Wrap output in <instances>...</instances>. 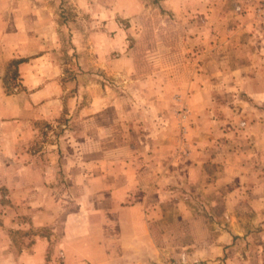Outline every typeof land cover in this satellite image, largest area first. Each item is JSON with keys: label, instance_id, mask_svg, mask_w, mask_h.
Returning <instances> with one entry per match:
<instances>
[{"label": "rangeland", "instance_id": "374dc122", "mask_svg": "<svg viewBox=\"0 0 264 264\" xmlns=\"http://www.w3.org/2000/svg\"><path fill=\"white\" fill-rule=\"evenodd\" d=\"M75 1L61 0L59 8L63 30L61 48L56 55L64 70L65 113L55 126L47 124L41 127L36 145L55 141L56 136L66 128L65 114L70 113L72 106L69 101L75 95L83 94L82 101H86L87 94L79 90L86 81L83 67L88 65L85 55L89 53L87 49L91 48V43L76 42L74 31L77 28L85 31L89 28L87 24L93 23V18L91 11L78 7ZM140 1L154 8L152 17L163 20L170 15L166 0ZM211 1L208 0L209 3ZM89 2L105 3L107 8L115 5L113 0ZM261 4L263 0H240L233 8L252 27L245 32V38L250 33V36L256 34L264 40V13L259 10ZM128 12L134 13V10ZM134 16L120 18L125 28L124 44L119 50L114 49L110 56L113 61L117 58L123 61L121 73H108L105 68L99 67L94 75L89 76L99 86L122 93L120 99L128 107L133 99L141 100V104L135 106L139 109L135 122L126 133L136 138L133 143L141 150V158L138 157L139 152L137 160L131 153L128 160H140V163L145 162L143 168L146 166L143 182L136 188L141 196L138 207L142 215V229L140 233H134L129 222L134 209L129 211L127 206L137 200L126 199L117 203L119 208L126 209L123 214L118 213L124 216L126 223L129 222L124 232L116 233L114 229L110 230L111 233L95 234L96 240L87 244L83 256L71 249L68 250V257L66 251L60 248L55 264H264V90L252 94L249 89L243 88L248 84L245 74L223 73L222 70H231L228 64L233 68L245 64L237 54L243 53L241 42L247 44L248 40L244 41L237 33L234 36L240 37V43L229 35L225 41L227 34L224 31L222 42L217 37L213 39V26L208 27L210 36L207 32L186 53L192 65L185 67L177 59L174 67L179 73L173 82L177 85L171 88L168 84L167 89L166 78L169 75L165 69L171 65V50L174 47L172 32L161 20H157L158 26L150 22L140 25L133 20ZM205 22L208 21L203 20ZM104 43L96 42L100 45ZM77 44H82V50H78ZM181 44L183 46L182 42H177V50ZM97 58L94 57L99 61L100 58ZM13 61L5 65L8 88L16 77ZM217 61L222 65V71L213 74L211 70ZM156 67L159 69L157 77L161 78V83L158 82L159 99L146 82V74ZM235 76L239 84H231L235 79L231 77ZM139 82L143 85L137 84ZM169 99L171 104L165 102ZM155 101L165 104L157 106ZM125 111L127 113L128 109ZM116 113L114 110L113 114ZM4 194L5 188L0 187V223L4 225L6 216H9L14 229L21 221H29L27 208L22 214V204L1 201ZM149 195L150 200L146 201ZM173 218L182 219L189 227V233H167V224H171ZM15 229L16 245L25 244V234H41L48 236L52 244L58 242L57 237L44 227ZM213 237L215 241L222 237L220 244L212 243ZM217 244L220 246L216 247ZM205 249L207 252L202 253ZM52 254L50 248L47 259L53 262Z\"/></svg>", "mask_w": 264, "mask_h": 264}, {"label": "crops", "instance_id": "0c3cea01", "mask_svg": "<svg viewBox=\"0 0 264 264\" xmlns=\"http://www.w3.org/2000/svg\"><path fill=\"white\" fill-rule=\"evenodd\" d=\"M113 1L115 5L111 4L109 8L105 3L75 1L78 7L91 11L93 18V23L87 24L89 28L85 31L78 28L74 31L76 42L91 43V48L87 49L89 53L85 55L88 65L83 67L86 81L79 90L87 97L86 101H82L83 94H79L69 101L72 109L65 114L68 125L55 141L41 146L36 145L41 127L47 124L55 126L65 113L64 70L56 55L62 42L61 0H0V187L5 188L1 201L22 204V214L27 208L30 217L29 221H21L14 229L9 216H6L4 225L0 223V264H55L60 248L66 251L68 257V250L71 249L83 256L87 244L96 240L95 234L114 229L116 233L124 232L129 222L134 233L141 232L142 215L138 207L141 196L136 188L143 182L146 166L143 168L145 162L136 161V158H141V150L133 143L136 138L126 133L135 122L136 111L139 110L135 106L141 104V100L133 99L128 107L120 99L122 93L99 86L89 76L94 75L99 67L105 68L108 73H121L123 61L120 58L113 61L110 57L114 49L119 50L124 44L125 28L120 18L135 15L133 20L138 24L150 22L154 26H158L157 20H161L172 32L174 47L171 50V65L165 69L169 75L166 78L167 89L169 85L171 88L177 85L173 83L179 73L174 67L177 59L185 67H190L192 63L186 53L207 32L210 36L208 27L213 26V39L217 37L223 42L228 40V35L234 38L239 33L244 41L248 40L245 44L239 36L235 37L243 49V53L237 56H241L245 64L234 68L228 64L231 70L222 68L223 73L245 74L248 84L243 88L249 89L252 94L264 90V40L256 34L250 36V33L245 38V32L252 27L233 10L240 0H212L210 3L208 0H166L170 15L163 20L152 17L154 8L145 6L140 0L127 3L125 0ZM129 10H134V13H129ZM203 20L208 22L203 23ZM240 21L243 23L240 24ZM224 31L227 35L223 40ZM97 41L105 43L96 44ZM177 42L183 43L180 47L182 52L177 50ZM77 46L78 50H82V44ZM95 56L100 58L99 61L94 59ZM12 60L20 61L16 64L14 83L8 88L5 65ZM220 66L218 61L215 62L211 72L221 73ZM158 73L157 67L151 69L146 74V82L159 99L158 82L161 83V78L157 77ZM236 76L231 77L235 78L231 84H239ZM137 84L143 85L140 82ZM165 102L171 104V99ZM165 102L155 101V104L158 106ZM114 110L117 111L115 115ZM131 153L136 159L133 162L128 160ZM129 198L137 202L127 206L129 211L134 209V214L132 220L126 223L124 216L118 214H123L126 209L119 208L117 203ZM145 200L149 201L150 195ZM184 223L182 219L173 218L172 223L167 224L166 232L189 233V227ZM182 224L184 226L181 227ZM31 227L48 229L53 237H57V244H52L48 236L23 234L25 244H17L18 248L13 231L15 228L27 230ZM220 239L215 241L213 237L211 242L216 243ZM84 243L86 247L82 246ZM219 246L217 244L216 247ZM50 248L53 250V262L47 259ZM206 250L201 251L205 253Z\"/></svg>", "mask_w": 264, "mask_h": 264}, {"label": "built area", "instance_id": "2783aa9c", "mask_svg": "<svg viewBox=\"0 0 264 264\" xmlns=\"http://www.w3.org/2000/svg\"><path fill=\"white\" fill-rule=\"evenodd\" d=\"M259 10L264 13V0H263V4H261V6L259 7Z\"/></svg>", "mask_w": 264, "mask_h": 264}, {"label": "trees", "instance_id": "16d2710c", "mask_svg": "<svg viewBox=\"0 0 264 264\" xmlns=\"http://www.w3.org/2000/svg\"><path fill=\"white\" fill-rule=\"evenodd\" d=\"M20 60H14L13 63L17 64Z\"/></svg>", "mask_w": 264, "mask_h": 264}]
</instances>
